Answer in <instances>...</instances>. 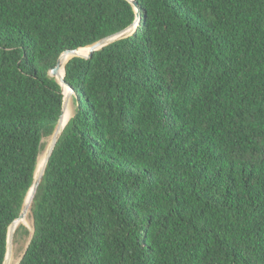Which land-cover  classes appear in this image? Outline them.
Here are the masks:
<instances>
[{
    "label": "trees",
    "instance_id": "obj_1",
    "mask_svg": "<svg viewBox=\"0 0 264 264\" xmlns=\"http://www.w3.org/2000/svg\"><path fill=\"white\" fill-rule=\"evenodd\" d=\"M137 2L134 34L66 63L75 113L19 264H264V0ZM135 19L0 0V264L62 112L50 69Z\"/></svg>",
    "mask_w": 264,
    "mask_h": 264
},
{
    "label": "water",
    "instance_id": "obj_2",
    "mask_svg": "<svg viewBox=\"0 0 264 264\" xmlns=\"http://www.w3.org/2000/svg\"><path fill=\"white\" fill-rule=\"evenodd\" d=\"M128 1H130L131 4L136 9V19H135V21L131 25L126 27L125 29H122V30H120V31H118V32H116L114 34L109 35V36L103 37V38L99 39L98 41L94 42L93 44L87 46V47H90L89 54H87V55H74V56H80V57L87 58V59L91 58L95 51L100 50V49L108 46L109 44H111V43H113L115 41H118L120 39L126 38V37H128V36H130V35L135 33L138 25L141 23V20H142L141 9H140V6H139V3L137 2V0H128ZM78 49H80V48H78ZM78 49H71V50H67L64 53H62L60 55L59 59H58L57 65L55 67L51 68L50 71H49L50 75L54 76L57 79V81L60 83V85L62 87V90H63V93H64L62 112H61V115H60V117L58 119V122H57V125L55 127V130H54L53 134L51 135V140H50V143H49L48 148L46 150L47 151L46 163H45L44 167L39 169V170H38V166H37L36 171H35V176H34V183H33L32 187L30 188V190H29V192H28V194L26 196L22 211H21L19 217L16 218L12 222L10 227H9L8 241H7V253H6V258H5V261H4L3 264H7V258L12 253L13 248H14V244H15L14 240H15V232H16V229H15L16 225L15 224H16L17 221L23 219L25 217L26 213H27V210H28V207H29L28 206V202H27V198L30 195V200L32 199V202H33L34 196H35V194L37 192V189H38V187H39V185H40V183H41V181L43 179V176L45 174V170L47 168L48 162H49V160H50V158H51V156L53 154V151H54V149H55V147H56V145L58 143V140H59L63 130L65 129L67 123L74 116V114H73V116L68 120V122L62 127V119H63L64 111H65L66 107L69 104L71 94H75V91H74L73 87L65 79V75H66L65 66H66V64L64 66V72H65L64 77L59 79L58 75H59V69H60V67L62 65V60L61 59H62L63 54L74 53ZM74 56H72V57H74ZM71 58H69V60ZM63 85H66V86H68L71 89L72 92H71L70 95H66L65 94ZM43 141H44V139L42 140V142ZM28 245H27V247H28ZM27 247H26V249H27ZM26 249H25L24 253L26 252ZM24 253H23V255H24ZM23 255H22V257H23ZM22 257L20 258V260L18 261L17 264L20 263Z\"/></svg>",
    "mask_w": 264,
    "mask_h": 264
},
{
    "label": "bare ground",
    "instance_id": "obj_3",
    "mask_svg": "<svg viewBox=\"0 0 264 264\" xmlns=\"http://www.w3.org/2000/svg\"><path fill=\"white\" fill-rule=\"evenodd\" d=\"M89 51H90V47H84V48H80L78 49L77 51H75L74 53H67V54H63L62 56V65L59 69V75H58V78L61 79L64 77L65 75V72H63V69H64V66L66 64V62L69 60V58H71L72 56L74 55H87L89 54ZM81 53H84V54H81ZM64 86V92L66 95H70L71 94V89L66 86V85H63ZM75 111V107H74V104H73V94H71L70 96V101H69V104L68 106L66 107L65 111H64V114H63V119H62V127L68 122L69 118L73 115ZM46 156H47V151H45V154H44V157L42 160H40V156H39V159H38V170L43 168L45 163H46ZM30 195L28 196L27 198V202H28V210H27V213L25 215V217L19 221L16 222V226H15V229L17 230L18 226L22 223H26V219L28 217V214L30 211H32L31 209V206H32V199L30 200ZM14 251V250H13ZM13 251L12 253L9 255V257L7 258V264H12V254H13Z\"/></svg>",
    "mask_w": 264,
    "mask_h": 264
},
{
    "label": "rangeland",
    "instance_id": "obj_4",
    "mask_svg": "<svg viewBox=\"0 0 264 264\" xmlns=\"http://www.w3.org/2000/svg\"><path fill=\"white\" fill-rule=\"evenodd\" d=\"M81 54H84V53H81ZM73 98H74V95H73ZM73 104H74V99H73ZM74 107H75V104H74ZM74 113H75V111H74ZM50 140H51V137H48V138L44 139V142H45L46 146L44 147L43 151L40 154V160L43 159L45 151L47 150L48 145L50 143ZM22 224H24L27 227L29 233L22 232L20 234L19 238H18V241L15 242L14 248H13L14 251H13V254H12V258H11L12 259V264H17L18 263V261L20 260V258L23 255L28 243L31 240V237H32V234H33V231H34V226H33L34 219H33L32 211L29 212L28 217L26 219V223H22Z\"/></svg>",
    "mask_w": 264,
    "mask_h": 264
}]
</instances>
